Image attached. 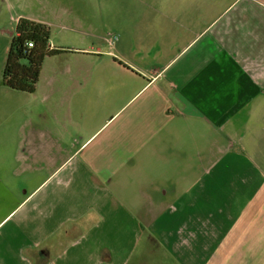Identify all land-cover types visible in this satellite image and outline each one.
<instances>
[{"label":"crops","instance_id":"obj_1","mask_svg":"<svg viewBox=\"0 0 264 264\" xmlns=\"http://www.w3.org/2000/svg\"><path fill=\"white\" fill-rule=\"evenodd\" d=\"M47 2L23 16L61 53L0 122V264H130L148 229L172 264H264V0Z\"/></svg>","mask_w":264,"mask_h":264},{"label":"trees","instance_id":"obj_2","mask_svg":"<svg viewBox=\"0 0 264 264\" xmlns=\"http://www.w3.org/2000/svg\"><path fill=\"white\" fill-rule=\"evenodd\" d=\"M50 27L26 17L16 21L2 70L1 86L23 93L36 91L44 60L61 53L50 49ZM29 43L33 46L29 47Z\"/></svg>","mask_w":264,"mask_h":264},{"label":"rangeland","instance_id":"obj_3","mask_svg":"<svg viewBox=\"0 0 264 264\" xmlns=\"http://www.w3.org/2000/svg\"><path fill=\"white\" fill-rule=\"evenodd\" d=\"M47 1L49 0H0V81L5 65L7 48L11 41V36L15 31L17 16L22 15L21 17H24L23 15H27V8L32 10L37 7H47L49 4ZM51 1L58 2L59 0ZM18 95L26 96V94L6 89L0 84V122L5 119L15 121L25 112L24 101L16 98ZM131 192H135L134 187L131 189ZM145 237L148 239V235ZM147 239L140 240L139 248L144 247L148 243ZM139 248L134 253L130 264H155L153 262L156 259L151 256L148 257L146 250ZM170 263V259L164 257L163 264Z\"/></svg>","mask_w":264,"mask_h":264},{"label":"flooded vegetation","instance_id":"obj_4","mask_svg":"<svg viewBox=\"0 0 264 264\" xmlns=\"http://www.w3.org/2000/svg\"><path fill=\"white\" fill-rule=\"evenodd\" d=\"M147 233H148V235H151V236H153L154 237V230H148L147 231ZM142 239H146V237L143 235V237H142ZM141 240V239H140ZM140 243V242H139ZM138 248H139V245H138ZM137 248V249H138ZM143 248V249H142ZM140 247L139 249H142V250H146V255L149 257V256H151V257H154L156 260L153 262V263H155V264H163V263H160V262H158L159 261V259H164V257H167V256H160L159 255V250L157 251L156 249H155V244H154V242L153 241H148V243H146L145 244V246L144 247ZM170 264H172V263H170Z\"/></svg>","mask_w":264,"mask_h":264},{"label":"built area","instance_id":"obj_5","mask_svg":"<svg viewBox=\"0 0 264 264\" xmlns=\"http://www.w3.org/2000/svg\"><path fill=\"white\" fill-rule=\"evenodd\" d=\"M28 45H29V47L33 46L32 43H29Z\"/></svg>","mask_w":264,"mask_h":264}]
</instances>
